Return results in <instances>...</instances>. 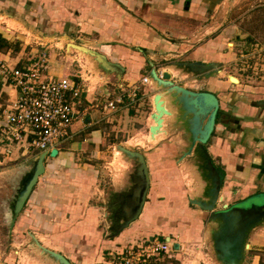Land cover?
<instances>
[{
    "label": "crops",
    "instance_id": "obj_1",
    "mask_svg": "<svg viewBox=\"0 0 264 264\" xmlns=\"http://www.w3.org/2000/svg\"><path fill=\"white\" fill-rule=\"evenodd\" d=\"M238 2L0 0V21L9 20L18 27L12 28L13 31L0 24V34L10 42L17 32L21 41L42 40L45 48L41 53L49 56L48 75L55 79L83 80L85 93L78 110H88L83 119L74 123L70 138L52 149L57 150V155L51 157L52 150L47 152L45 172L11 226L9 206L31 170L32 161L42 152L26 151L25 143L0 142V214H5L3 221L9 222L5 226L9 229H5L10 236L29 238V246L35 249L31 245L33 236L43 247L62 254L73 264H113L127 247L155 239L174 245V252L155 264H191L189 260L195 253L210 258L197 264H223L215 254L218 220L213 213L191 204L195 198L207 201L204 192L209 184L201 181L191 162H179L189 147L185 132L187 117L167 90L157 88L151 79L145 84L143 78L153 70L159 76L169 72L172 81L180 85L178 81L189 74L175 64L200 62L220 66V71L212 70L209 77L196 76L201 80V90L183 86L195 92L212 93L219 100L215 128L206 145L214 168L224 175L218 210L225 205L228 209L241 207L264 197V87L259 83L245 84L243 78L249 74L238 71L249 54L248 40L241 36ZM69 44L102 55L119 75L106 72L93 56L68 50ZM25 49L20 54L26 58L21 59L11 56L13 50H3L0 62L21 66L29 60ZM79 56L91 62L98 88L88 86L87 80L76 74L71 61ZM227 67L233 71L225 76ZM260 79L252 78L255 83ZM137 87V98L132 104L126 100V107L116 112L99 107L123 90ZM156 94L163 96L170 115L164 117L162 131L153 140L157 142L154 149L145 153L138 147L117 144L118 134L113 131L120 113L130 114V106L140 108L146 100L154 112ZM4 98L14 100L16 91L6 86ZM32 139L29 137L28 142ZM170 142L173 147L168 150L158 147ZM117 146L141 151L151 180L141 215L126 228L122 216L129 213L128 205L133 204L130 193L135 186L137 164L118 151ZM7 147L12 151L8 156L4 154ZM112 148L121 153L119 160L127 166L109 177L103 168L113 164L116 153L106 167L100 159ZM184 163L191 164V170L197 174L200 183L195 192L183 179V184L173 183L174 168ZM168 192L175 193L174 202L169 200ZM247 241L249 249L239 264H264V220L250 231Z\"/></svg>",
    "mask_w": 264,
    "mask_h": 264
},
{
    "label": "water",
    "instance_id": "obj_2",
    "mask_svg": "<svg viewBox=\"0 0 264 264\" xmlns=\"http://www.w3.org/2000/svg\"><path fill=\"white\" fill-rule=\"evenodd\" d=\"M67 49H73L81 53L93 56L101 67L108 73H117L116 69L110 65L102 55L88 50L85 47L69 44ZM177 69L183 70L185 73L194 76L209 77L211 71H220L218 65H206L200 62L179 63L175 64ZM218 68V69H217ZM119 75V73H117ZM149 80L151 79L157 88L167 90L168 95L172 96L175 104L180 106L184 116L187 117V127L185 132L189 147L182 154L180 161L187 160L196 166L197 173L201 181H206L209 187L205 190L204 196L207 201L195 198L191 200V204L201 208L204 211L213 213V218L218 220L220 228L216 238V257L218 262L223 264H239L244 260L245 252L249 249L248 236L250 231L259 225L264 220V197L257 198L253 201H248L241 207L228 209L225 205L223 210H218V202L220 200V190L223 184L224 175L214 168L211 158L207 152V143L209 142L216 124L217 114L219 111L218 98L209 92H195L186 89L181 85L175 84L169 72H165L159 76L156 70H153ZM163 96L156 94L154 97V107L159 113L160 119L158 127H152L150 130L162 131L164 117L170 115V112L163 106ZM183 116V117H184ZM117 150L122 152L126 158L133 160L137 164L135 172V186L131 190L130 199L132 205L129 213H126L123 227H128L131 223L138 220L142 213L144 204L147 199V194L150 189V174L145 156L141 151L128 149L123 146H117ZM57 150L50 152L51 157L57 155ZM193 154V155H192ZM47 152H43L32 162V168L23 178L21 186L17 189L14 200L9 206L10 211V226L13 225L18 215L23 210L28 198L30 197L33 188L38 182V179L45 172V158ZM222 199L220 200V202ZM31 245L41 250L42 254L56 264H73L65 256L60 253L51 251L43 247L35 237L31 236ZM178 245H176L177 248Z\"/></svg>",
    "mask_w": 264,
    "mask_h": 264
},
{
    "label": "built area",
    "instance_id": "obj_3",
    "mask_svg": "<svg viewBox=\"0 0 264 264\" xmlns=\"http://www.w3.org/2000/svg\"><path fill=\"white\" fill-rule=\"evenodd\" d=\"M259 53L264 58V47ZM49 68V56L45 52L18 67L0 62L1 143H25L28 152H50L68 140L74 123L84 118L88 110H78L85 93L84 81L55 79L48 75ZM148 82V77H144L143 83ZM6 86L16 91L12 101L4 98ZM138 89L123 90L99 107L116 112L126 100L135 101ZM29 137L33 138L30 142ZM11 152L7 147L4 154L8 156ZM173 246L171 242L157 239L136 243L127 247L113 264H155L174 252Z\"/></svg>",
    "mask_w": 264,
    "mask_h": 264
},
{
    "label": "rangeland",
    "instance_id": "obj_4",
    "mask_svg": "<svg viewBox=\"0 0 264 264\" xmlns=\"http://www.w3.org/2000/svg\"><path fill=\"white\" fill-rule=\"evenodd\" d=\"M240 4V6H239ZM239 6V14H240V22L241 25V36L245 38V40H248V52L249 54L245 57V61L242 62L241 69H238L243 74H249L248 78H243V82L245 84H248L250 86H255V84L259 83V86L264 87V58L263 55L260 54V49L264 47V0H239L238 2ZM239 16V15H238ZM2 26H8L10 30H13L12 28H18L13 23L9 22V20L2 19L0 21ZM5 22V23H3ZM8 24V25H6ZM5 36H9L8 33H5ZM21 35L20 32H17L14 37H12L13 44L17 42L23 43L20 44V50H14L11 51V56H14L15 58H26L25 56L21 55L20 52L23 49L27 48L29 59H31L33 56L38 55L43 51V48H45L42 40H20ZM25 41L27 44H25ZM258 47H257V46ZM44 46V47H43ZM42 48V49H41ZM245 49V47H244ZM244 49L242 50L243 53ZM26 50V49H25ZM5 52V50H4ZM26 52V51H25ZM24 52V53H25ZM260 54V56H258ZM77 55V54H76ZM72 66L74 67L76 74L78 76H83V78L86 81L87 85L92 87L95 86L96 88L99 87V83H96L97 80L94 78L93 74V67L91 65V62L86 57L79 56L78 59H73L71 61ZM237 69V68H236ZM233 69H230L227 67V71L225 72V76L227 74H231ZM177 78H180V74L176 75ZM232 77V76H230ZM250 77V79H249ZM260 80L254 82L252 78H259ZM185 79H181V86H187V88H191L194 90H201V80L196 79V76L190 75L189 77ZM224 80H228V78L224 77ZM231 79V78H230ZM197 80V81H195ZM231 81L236 82V79L233 78ZM113 83V82H112ZM108 92H111V89L108 90ZM112 93V92H111ZM116 96V95H115ZM161 102H163L160 99ZM129 103H133L130 100ZM126 101L119 105L118 109L120 110L123 107H126ZM164 106V102H163ZM131 107V106H130ZM131 113L129 114L128 111L121 112L120 118H118V122L116 123V129L113 131L115 134H118V139L115 141L117 144L124 145V146H130L132 148H139L143 150L145 153H150L157 142H154L153 140L157 137L158 131L151 132L152 127H158L160 119L156 118L154 115L159 116V113L156 111V108L153 112V107L150 104L148 100H146L140 108H130ZM166 108V107H165ZM123 111V110H122ZM168 111V110H167ZM169 112V111H168ZM125 113V114H123ZM113 130V129H112ZM118 130V131H117ZM118 132V133H117ZM129 142V143H128ZM159 144V143H158ZM172 142L168 143L164 146L162 143L160 146V149H170L173 146H171ZM151 148V150H149ZM111 152V153H110ZM112 149L109 150L108 155H105L100 159V163L104 164L105 167L108 165L107 163H110L113 157V154L116 153V160H113V164L109 166V168H103V172L106 176H109L112 173H118L121 170H123L127 163L122 161L119 158L122 157L120 152H115ZM118 159V160H117ZM169 164L166 166L168 167ZM191 164L187 165L186 163L180 165L177 168H174L175 176L173 175V183L174 184H183L182 179L184 183L187 184L189 189H192L191 192L196 191V189L199 187V180H196L197 174L193 172L190 168ZM174 167V164H173ZM169 169V167H168ZM178 176V177H177ZM157 183V182H156ZM185 188L184 186H180ZM169 193V200L174 202L176 199L173 197V194L175 193ZM171 194V195H170ZM174 200V201H173ZM181 209V207H180ZM5 214H0V263H4L6 261V264H56L52 260H50L47 255L42 254L41 250L38 248L32 249L29 246L30 240L27 237H14L10 236V233L5 228L9 229L8 227H5L9 222L3 221V216ZM3 243L5 246H3ZM11 245V247H9ZM35 250V251H33ZM17 252L16 255L12 254L13 252ZM203 259L206 262L210 261L209 257H206L205 254H198L195 253L190 258L191 264H197L200 262V260ZM199 260V261H198Z\"/></svg>",
    "mask_w": 264,
    "mask_h": 264
},
{
    "label": "trees",
    "instance_id": "obj_5",
    "mask_svg": "<svg viewBox=\"0 0 264 264\" xmlns=\"http://www.w3.org/2000/svg\"><path fill=\"white\" fill-rule=\"evenodd\" d=\"M20 43L17 42V43H14L13 42H10L8 40H6L1 34H0V53L3 51V50H20Z\"/></svg>",
    "mask_w": 264,
    "mask_h": 264
},
{
    "label": "bare ground",
    "instance_id": "obj_6",
    "mask_svg": "<svg viewBox=\"0 0 264 264\" xmlns=\"http://www.w3.org/2000/svg\"><path fill=\"white\" fill-rule=\"evenodd\" d=\"M155 113V112H154ZM156 131V130H155ZM124 252V250L118 255V256H120L122 253Z\"/></svg>",
    "mask_w": 264,
    "mask_h": 264
}]
</instances>
